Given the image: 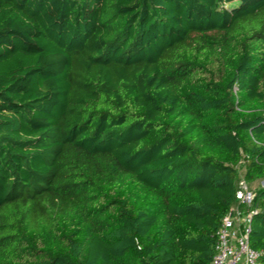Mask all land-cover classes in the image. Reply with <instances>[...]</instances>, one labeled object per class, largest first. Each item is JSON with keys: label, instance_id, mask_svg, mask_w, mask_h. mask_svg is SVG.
<instances>
[{"label": "trees", "instance_id": "trees-1", "mask_svg": "<svg viewBox=\"0 0 264 264\" xmlns=\"http://www.w3.org/2000/svg\"><path fill=\"white\" fill-rule=\"evenodd\" d=\"M259 180L264 0H0V264H211Z\"/></svg>", "mask_w": 264, "mask_h": 264}, {"label": "built area", "instance_id": "built-area-1", "mask_svg": "<svg viewBox=\"0 0 264 264\" xmlns=\"http://www.w3.org/2000/svg\"><path fill=\"white\" fill-rule=\"evenodd\" d=\"M254 197L255 190L241 181L236 195L238 204L222 220L211 264H260L264 254L249 244L251 222L256 214L253 211Z\"/></svg>", "mask_w": 264, "mask_h": 264}, {"label": "rangeland", "instance_id": "rangeland-1", "mask_svg": "<svg viewBox=\"0 0 264 264\" xmlns=\"http://www.w3.org/2000/svg\"><path fill=\"white\" fill-rule=\"evenodd\" d=\"M263 182H264V180H259V181H257V182H254V184H250V185H248V186H249L250 189H254V190H256V189L259 188L262 184H264Z\"/></svg>", "mask_w": 264, "mask_h": 264}]
</instances>
